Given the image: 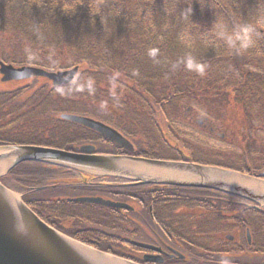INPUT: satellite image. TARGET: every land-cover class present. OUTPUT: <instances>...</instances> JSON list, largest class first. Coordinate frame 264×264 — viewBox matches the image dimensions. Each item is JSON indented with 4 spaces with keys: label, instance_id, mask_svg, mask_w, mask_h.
<instances>
[{
    "label": "trees",
    "instance_id": "obj_1",
    "mask_svg": "<svg viewBox=\"0 0 264 264\" xmlns=\"http://www.w3.org/2000/svg\"><path fill=\"white\" fill-rule=\"evenodd\" d=\"M191 5L192 20L195 23L190 17L184 18ZM95 6L93 0H0L2 60L48 69L80 66L71 84L43 92L42 95L45 94L43 102L27 112L34 127L33 132L27 136H18L13 131L2 132L0 146L30 143L72 149L73 140L70 139L76 136H71L73 134L68 127L75 124L64 120L53 124L52 121L41 122L38 119L48 109L49 104H55V98L72 99L64 102V105L72 110L71 112L103 118L133 137L135 132L130 127L127 128L126 120L117 115L132 116L131 120L139 121L145 127L146 124L148 126L146 114L155 113L153 110L155 107L148 104L150 99H154V104H158L161 112L175 114L179 103L188 104L189 101L193 102L197 97L202 96L207 98L209 102H206L210 105L217 103L216 106L224 107L232 100L240 106L246 123L243 140H248V146L244 149L251 154L253 140L264 132V20L258 22L256 14L257 7L264 8V4L258 5V0H100L101 17L95 15ZM89 7L93 9L92 16ZM215 14L222 16L229 26L236 22H249L256 26L259 32L257 48L261 51L253 49L248 53L236 55L222 42H217L214 46L205 44L200 37L211 26ZM185 29L190 31L192 39L182 42L180 34ZM150 51H154L156 56H150ZM186 58L194 62L192 68L187 66ZM113 84L117 86L114 91L110 90ZM42 90L45 91L46 86ZM14 95L4 93L0 96V102ZM34 95L35 98H39L37 94ZM78 98L92 102L94 100L95 103L103 105L101 107L90 105V107L88 106L90 103L80 104L77 100L74 102L73 99ZM32 100L30 98L28 102ZM33 103L31 102V105ZM110 106L113 110L109 109ZM7 114L6 112L5 117ZM30 115L33 117L31 118ZM20 119L21 117H18L15 121L20 122ZM51 131L55 133L47 136L46 133ZM155 131L156 134L152 132L154 135H151L148 130L146 135L149 138L153 137L152 140L160 135L158 136L160 141L154 142L153 146L165 144L163 131L158 127ZM138 145L140 155L146 157L187 160L179 152H175V156L170 157L164 151L159 154L154 150L145 149L142 142H138ZM191 158L202 163L250 172L244 162L235 164L219 161L213 157H202L203 160L196 159L195 156ZM45 165L24 162L9 172L15 178L14 188L24 193V200L43 219L100 250L143 261L141 257L129 254L121 246L116 245V243L129 244L122 237L111 236L82 225L83 222L78 219L79 213L89 204L57 200L47 196L48 190L34 189L55 173ZM115 178L117 177H94L96 184L88 189L108 192L106 188L110 187L99 185L104 181L116 182ZM11 181L9 179V183L13 185ZM133 189L132 187L129 191L132 192ZM179 190L216 195L213 191L201 188L144 190L136 194L144 198L146 203L147 201L158 203L159 198L165 196V192ZM217 200L221 201V199ZM168 202L170 204L159 207L163 215L168 213L166 210L168 205L171 206L169 210L180 206L194 210L200 208L195 211L203 215L208 212L209 215L226 219L228 212L236 210L231 218L238 222L241 229L246 226L252 229L255 234L252 245H248L244 238H237L238 240L232 242L225 240L223 233L222 243L219 246H211L208 248L209 251L226 256L228 264H264V244H261L264 243L263 209L242 208L227 201L220 202L219 206L214 204L211 197L205 201L198 197L187 201L173 198ZM97 207L107 209L102 206ZM104 211L106 210H103V213ZM112 212L117 213L114 210ZM217 220H207L208 229L212 225L217 226ZM159 224L166 230L163 232L175 241L179 240L182 243L189 242L190 239L199 241L195 236L185 235L182 230H170L169 223ZM124 233L127 235L125 237H129L139 232L128 228ZM247 254L251 255L252 259L244 258ZM202 258L205 260L200 262ZM207 258L194 253L192 258L168 260L163 264H217L225 261L223 258L214 261H209Z\"/></svg>",
    "mask_w": 264,
    "mask_h": 264
},
{
    "label": "rangeland",
    "instance_id": "obj_2",
    "mask_svg": "<svg viewBox=\"0 0 264 264\" xmlns=\"http://www.w3.org/2000/svg\"><path fill=\"white\" fill-rule=\"evenodd\" d=\"M42 80V78H40V80L31 78L17 82L0 83V94H15L13 97H8L0 102V133L13 131L18 136H27L33 132L34 127L32 126L31 120H29V117L27 116V112L30 111L33 106H37L38 104L43 102L45 94H42L43 92H47L48 89H46L45 91L42 90V87L44 86L43 82H47L45 80ZM48 84L51 85L50 82ZM116 89L117 86L115 84L110 86V90L114 91ZM34 94H37L39 98H35ZM30 98H32L33 100L28 102ZM206 99L207 98L205 97L199 96L193 102L189 101L188 104L186 102L179 103L180 105H178V110L175 112V114L173 112H170L169 114L161 112L158 104H154V99H150L148 104L152 107H155L153 108L155 113L152 114V112H149L148 114H146V120L148 121V126L146 124L147 128L146 126L144 127L143 124H140L139 121L131 120L133 119L132 116L128 117L122 114L117 116L125 119L127 126H134V128L132 127L133 130H137V132H135V136L128 137L135 143V145H137L138 142H142V145L145 149L154 150V152L159 154L164 151L166 152V155H169L170 157L175 156V152H179V154L187 158L195 156L196 159L199 160H203L202 157H213L215 159H218L219 161H227L235 164L244 162L249 170H253L257 173L264 171V150H262L264 149V132H261V136H258L257 138H255V140H253L251 146V154H248L247 150L244 149L248 146V140H243V130L246 126V123L240 106L232 100L229 101L224 107L216 106L218 105L217 103L210 105L206 102L208 101ZM54 100L55 104H49L47 106L48 109L44 114H42L43 116L41 115L38 117L41 122L52 121L53 124H55L57 121H63V119L60 118L62 112L72 111L71 109H69V107H66V105H64L65 101L72 99L61 97L60 99L55 98ZM73 100L74 102L75 100H77V102H79L80 104L90 103L88 106L93 105V107H101L103 105L95 103L94 100L93 102L82 98ZM31 102H34L33 105H31ZM58 103L60 105H57ZM111 107L112 106H110L109 109L113 110V108ZM188 108H192V111L190 113H188ZM6 112L8 114L5 117ZM117 113L119 114V112ZM18 117H21L20 122L15 121ZM30 117L32 118L33 116L30 115ZM199 119H205V121L202 124H199ZM53 124L51 125L53 126ZM61 126L63 127L65 125ZM157 127L158 129H161L163 131L162 136L165 144L160 143L157 146L156 144L155 146H153L154 142L157 143L160 141L158 139V136L160 135H157L156 139H153L154 141L151 139L153 137L149 138L146 135L148 130L151 135H154L153 133L156 134L155 128ZM211 127H214V131H211ZM57 130L59 131V126ZM57 130L56 133H52L51 131L47 132L46 135L49 136L54 133L56 135ZM68 130L72 132L73 135L71 136H76L74 139L72 138L70 140H73V144H77V146L81 143L78 140V138L82 136L80 135V132L90 133L86 129H83L82 127H78L76 125H69ZM85 133H82L83 136H86ZM88 133L86 134L88 135ZM96 145L98 147V150H114V152L116 150V147L110 142L98 141L96 142ZM138 150L140 151L139 146ZM3 173H5V169L0 172V175H2ZM93 180L94 178L92 177H88L87 179L79 175L74 177V174H68L66 171L55 170L54 177H49L45 179L44 182L48 183V185L50 186L56 184L83 185L84 183L92 182ZM11 183L16 186V183L14 181H11ZM104 183V185L100 184L99 186L112 187L111 185L107 184V181ZM149 189L153 188L148 185L144 190ZM138 190L139 191L136 192L144 191L143 189ZM53 191H55V193L53 194H59L60 197L77 195L78 193H80L71 190ZM187 193L190 195L191 193L193 194V196H189L190 198L198 197L200 195V193L197 192L198 196H196L193 191H188ZM203 197L204 196H199L198 199L207 200L209 199V197H211L213 198L214 204L219 206L220 202L227 201L229 203H233L234 206L237 205L238 207L242 208H252L246 205L241 199L237 198H230L225 196L219 197L217 195L204 198ZM219 198H221V201L217 200ZM126 201H129V203L134 202L132 199H126ZM168 201L169 199L164 196L159 198L158 203L147 201V204L144 206L142 204L138 205V203H133L136 206L135 211L123 210L117 212L118 214H114L109 209H102L101 207H97L95 205H87L84 211L81 210V212L79 213L78 219L83 222V226L93 228L94 230L103 231L104 233H107L111 236L115 235L125 239V236L127 235H125L124 232L129 228L131 231L134 230L139 232L136 235L131 234V236H129L130 238L154 244H158L161 238L162 240H165V242L173 245V247L185 254L186 257L192 258L194 257V253H196L197 255L200 254L201 257L207 256V260L209 261L219 260L220 258H223L225 259V261H221L217 264H223V262L228 264L226 262V256L213 253L212 251L210 252L208 248H211V246L213 245L219 246V244L222 243V240L227 239V236H232V240H236L237 235H239L240 239L244 238L245 241L247 226L241 229V227L238 226V222L232 219L234 213H236V210L228 212L226 215V219L219 218L216 215L213 216V214L209 215L208 212H205L204 215L197 213L196 211L200 210V208H196L195 211L191 208L189 209L187 206H180L178 208H175L174 210H169L171 209V206L168 205L166 206V210H168V213L163 215V212L160 213L161 210H159V207H162L164 204H170V202ZM150 204H153V219H150ZM206 204H209L208 201H206ZM202 208L206 209L207 207ZM102 210L106 211H104L103 213ZM222 212L224 213L225 211L222 210ZM84 213L87 216H85ZM89 215H93V217H88ZM157 215H159L160 217H157ZM103 218L104 220L102 221ZM211 219H218L216 222L217 226L212 225L208 229L207 220ZM181 220L183 221L181 222ZM107 221L109 222L108 224ZM157 222L169 223L170 230H182L185 232V235L187 234L188 236H195L199 239V241L197 242L191 239L186 243H182L181 241L180 243L179 240L175 241L172 238L168 237L164 233L165 231H162ZM209 230H211L212 232H210ZM223 233L224 239H222ZM251 234L255 239V234L252 230ZM185 238L187 237L185 236ZM116 245L121 246L122 249H124L127 253L132 254L136 257L143 256L141 250L136 249L132 244L116 243ZM196 258H198V256ZM244 258L252 259V256L247 254L244 256ZM203 260L205 259L202 258L200 262H202Z\"/></svg>",
    "mask_w": 264,
    "mask_h": 264
},
{
    "label": "water",
    "instance_id": "obj_3",
    "mask_svg": "<svg viewBox=\"0 0 264 264\" xmlns=\"http://www.w3.org/2000/svg\"><path fill=\"white\" fill-rule=\"evenodd\" d=\"M79 67L49 71L41 67H16L0 60L1 81L43 76L54 85L74 80ZM62 117L85 125L116 143L133 150L131 142L115 128L88 116L64 113ZM0 161L9 160L6 171L23 161H42L95 173H106L142 183L210 188L264 206V172L258 175L236 172L214 165L167 161L130 155L96 154L93 145L79 152L41 145H16L2 148ZM0 149V150H2ZM73 200L124 207L126 204L102 197H76ZM133 244L156 251L162 248L139 242ZM146 261L154 260L145 256ZM0 264H141L79 241L47 223L23 198L0 180Z\"/></svg>",
    "mask_w": 264,
    "mask_h": 264
},
{
    "label": "flooded vegetation",
    "instance_id": "obj_4",
    "mask_svg": "<svg viewBox=\"0 0 264 264\" xmlns=\"http://www.w3.org/2000/svg\"><path fill=\"white\" fill-rule=\"evenodd\" d=\"M188 113H190L192 111V108H188ZM205 121V119H199L198 120V123L199 124H202L203 122ZM206 124V123H205ZM204 124V125H205ZM211 131H214V127H211ZM88 133V132H86ZM85 133L86 136H83L82 135V140L80 141L81 143L78 145V147H76V151H78L79 147H81L80 145L82 144H93L96 146V153H99L100 151L98 150V147L96 145V142L98 141H106V142H110L107 138L103 137L102 135L100 134H91L88 133V135ZM95 141V142H94ZM136 147V145H134ZM116 150L117 152H114L113 154H117V155H137L138 152H137V147L135 149V151L133 153L129 152L127 149H124V148H120L119 146L117 147L116 146ZM110 152V151H109ZM140 155V153H139ZM141 156V155H140ZM116 182H110V181H107V184L108 185H111L112 188H106L108 190V192H102V191H93L92 189H88L89 192L91 193L92 196H99V197H103L104 199H107V200H113V201H116V202H121V203H124L126 204V206L124 207H114L115 210H117V212H120V211H123V210H129V211H135L136 210V206L133 204V203H138L139 204H142L143 206L146 205V201L144 198L138 196L135 192L136 191H139L138 189H145L148 185H141V183H138V182H135V181H129L125 178H115ZM106 182V181H104ZM101 183V185H104L105 183ZM92 184H95V183H92ZM150 187H152L153 189H149V190H161V189H169V188H173V189H181V188H186V187H177V186H166V185H149ZM134 188L133 190L134 191H129L131 188ZM140 187V188H139ZM192 189V188H189V190ZM66 190V189H65ZM142 190V191H143ZM207 191H213V193H215L217 196L219 197H230V198H237V199H241L239 197H236V196H232V195H227V194H223V193H220V192H217V191H214V190H209V189H205ZM79 192H81L80 195H85V194H88L89 192H87L85 189H82V190H79ZM188 191H182V190H179L177 192H165L164 195L165 197H167L168 199H180V200H183V201H187V200H192V197L190 199L189 196H193V194L191 193L188 194L187 193ZM195 193L196 196H198V193L196 191H193ZM199 196H204V197H209L210 195L208 194H200ZM198 196V197H199ZM203 197V198H204ZM64 197H58L57 199H61V200H64V199H67V198H64ZM126 199H132L134 202L133 203H129V201H126ZM221 199V198H219ZM246 205H248L249 207H254V208H258L254 203L252 202H249L247 200H244V199H241ZM162 201V199H161ZM205 201V200H204ZM149 210H150V213L152 214L153 213V204H150L149 205ZM192 210H194V208H192ZM158 223V222H157ZM158 225L160 226V228L162 229V231H166L164 230V227L158 223ZM233 239V237H232ZM159 247L162 248V250L158 252H155L151 249H145V248H141V253L143 256H151L152 255V258L154 257V260L158 261V263H165L167 262L168 260H177L179 258H184L186 259L185 255L177 250L175 247H173V245L171 244H168L167 242H165V240H162L160 238V242L158 244H155ZM153 253H155L153 255Z\"/></svg>",
    "mask_w": 264,
    "mask_h": 264
},
{
    "label": "clouds",
    "instance_id": "obj_5",
    "mask_svg": "<svg viewBox=\"0 0 264 264\" xmlns=\"http://www.w3.org/2000/svg\"><path fill=\"white\" fill-rule=\"evenodd\" d=\"M93 3L96 5L94 9L95 15L101 17L100 0H93ZM259 4H264V0H258V5ZM89 8L90 15L92 16L93 9L91 7ZM192 12L193 7L191 5L184 18L187 19L190 17L192 20ZM256 14L258 22L264 20V8L257 7ZM200 38L205 44L210 46H214L217 42H222L236 55L248 53L253 49L261 51L257 48L259 32L256 26L249 22H236L229 26L228 22L222 16H217L216 14L211 26L207 28L206 32L201 34ZM180 39L182 42L190 41L192 39L190 31L185 29L180 34ZM149 55L155 57L156 53L150 51ZM186 62L189 68L193 67L194 62L190 58H186Z\"/></svg>",
    "mask_w": 264,
    "mask_h": 264
},
{
    "label": "bare ground",
    "instance_id": "obj_6",
    "mask_svg": "<svg viewBox=\"0 0 264 264\" xmlns=\"http://www.w3.org/2000/svg\"><path fill=\"white\" fill-rule=\"evenodd\" d=\"M4 151L6 150H3V149L0 150V152H4ZM9 160L10 159L0 161V172H2L7 166H9Z\"/></svg>",
    "mask_w": 264,
    "mask_h": 264
}]
</instances>
